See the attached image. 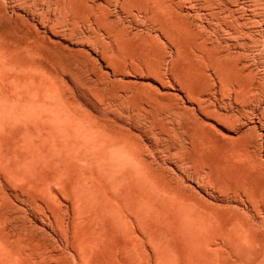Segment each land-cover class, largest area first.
<instances>
[{
    "label": "rangeland",
    "instance_id": "1",
    "mask_svg": "<svg viewBox=\"0 0 264 264\" xmlns=\"http://www.w3.org/2000/svg\"><path fill=\"white\" fill-rule=\"evenodd\" d=\"M0 264H264V0H0Z\"/></svg>",
    "mask_w": 264,
    "mask_h": 264
}]
</instances>
